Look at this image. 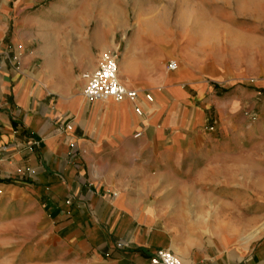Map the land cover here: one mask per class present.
I'll return each instance as SVG.
<instances>
[{"label":"crops","instance_id":"1","mask_svg":"<svg viewBox=\"0 0 264 264\" xmlns=\"http://www.w3.org/2000/svg\"><path fill=\"white\" fill-rule=\"evenodd\" d=\"M40 1L0 0V264H264L257 20L224 16L206 54L151 18L111 30L120 0ZM104 46L136 100L82 96Z\"/></svg>","mask_w":264,"mask_h":264},{"label":"rangeland","instance_id":"2","mask_svg":"<svg viewBox=\"0 0 264 264\" xmlns=\"http://www.w3.org/2000/svg\"><path fill=\"white\" fill-rule=\"evenodd\" d=\"M59 1L41 0L39 5H34L31 8L57 4ZM214 1H216L215 5ZM225 1L227 2L228 13L224 11ZM106 9L109 11L111 7L108 5L105 7ZM224 16L229 20L226 21L227 23L238 22L236 17L239 16L247 19V21L242 22L244 24H251L257 20L256 22L260 26L257 32L261 36L262 46H256V44L244 46L240 53L243 55V59H247L242 64L255 65L256 61L260 60V56L263 57L264 63V0H120L119 12L111 13L109 11V13L104 14V25L109 26L112 30L117 23H122L129 27L126 32H130L136 22L151 18L153 22L166 23L169 28H182L185 39L199 43L202 53L207 54L210 48L211 27L214 23L217 29L223 27ZM119 37L122 35L117 36L116 34V38ZM107 41H109V36L105 37V43ZM103 51L111 50L104 46L100 53ZM221 52H223V46H221ZM250 58L252 61L249 60ZM259 91V94L264 97V90ZM207 115L209 125L206 129L212 131L216 127L218 117L211 110Z\"/></svg>","mask_w":264,"mask_h":264},{"label":"built area","instance_id":"3","mask_svg":"<svg viewBox=\"0 0 264 264\" xmlns=\"http://www.w3.org/2000/svg\"><path fill=\"white\" fill-rule=\"evenodd\" d=\"M118 55L116 51H103L98 56L97 66L90 72L82 74L85 85L82 96L88 101H105L112 99L115 102L123 100L134 101L138 98V91L124 86L118 78ZM177 62L168 63V69L175 70ZM150 99L149 95H146ZM140 114V109L135 108ZM69 129L70 126H67ZM150 264H184L176 255L166 249H157L149 258Z\"/></svg>","mask_w":264,"mask_h":264}]
</instances>
